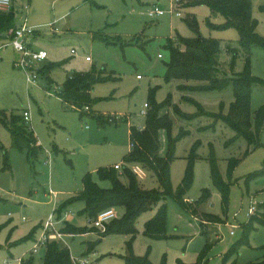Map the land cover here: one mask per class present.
<instances>
[{"label":"rangeland","instance_id":"obj_1","mask_svg":"<svg viewBox=\"0 0 264 264\" xmlns=\"http://www.w3.org/2000/svg\"><path fill=\"white\" fill-rule=\"evenodd\" d=\"M188 3L189 0H181L177 6L172 0H12L17 22L23 23L27 17L29 26L38 31L31 39L32 49L46 51L45 62L56 65L50 75L51 83L39 74L46 65L43 62L36 68V85L29 84L25 71L14 64L20 54L12 47L0 49V122L8 121L11 113L22 115L24 110H29L31 121L27 126L34 131L41 146L37 158L16 149L8 128L0 123V264L5 261L16 264L15 260L23 257V261L33 257L35 264H43L45 249L36 254L30 252L50 215H54L58 230L65 222L88 228L85 234H67L66 243L59 241L70 249L73 259L87 257L88 264H125L130 236L115 232L103 236L105 230L94 229V223L82 213V201L69 205L61 216L54 210L82 190L87 174H92L102 187H109V181L100 180L98 170L124 164L132 147L130 129L145 126L141 111L149 102L150 89L155 87L158 103L170 98L173 107L193 117L183 118L172 108H163L161 114L168 113L172 128L171 132L162 128L159 138L160 154L166 157L170 138L176 140L180 136L171 164L174 191L182 183L199 141L195 151L194 182L186 194L189 206L198 209V213L193 215L173 196H167L164 201L168 207L167 237L152 239L144 232L145 223L158 211L157 204L142 213L136 222L138 233L131 245L134 255L148 257L152 264H193L200 259L206 244H210L203 264H224L228 250L245 234L252 199L259 203L254 215L264 217L261 207L264 203V126L261 146L248 147L244 139L227 146L226 142L235 132L218 115L229 113L234 100L232 87L186 91L179 89V85L196 86L204 82L178 79L167 82L165 79L170 55L166 48L167 38L177 34L195 37L186 23L188 15L198 19L203 37L220 41V77H232L245 67L244 53L240 52L237 57L233 54V49L240 48L238 31L234 28L212 30L207 24L210 8L203 4L187 6ZM155 5L169 13L158 18L149 17L148 9ZM262 6L264 0H252L257 32L264 38ZM26 7H29L28 13ZM172 8L182 15L171 13ZM212 21L219 24L224 18L218 16ZM93 69L106 80L94 85L91 93L94 101L91 107L85 108L88 113L83 114L65 105L57 94L69 75L89 73ZM251 71L264 80V48L261 46L252 47ZM185 95L192 101L186 100ZM263 104L264 85L255 84L252 111ZM98 116H104L107 122L101 123ZM248 148L250 152L244 156ZM212 157L216 158L223 179L232 181L227 210L223 208L211 177ZM233 157L240 162L230 178L228 162ZM145 173L146 177L140 179L144 187L160 189L157 176L147 170ZM250 174L254 176L248 180ZM206 188L212 196L198 207L196 202ZM113 208L116 211L114 219H121L125 209ZM66 211L71 214L67 215ZM201 212L222 220L202 226ZM38 226L33 239L15 245L14 242ZM248 235L249 244L232 253L227 264H247L264 258V226L254 222ZM89 246L93 248L90 252Z\"/></svg>","mask_w":264,"mask_h":264},{"label":"trees","instance_id":"obj_2","mask_svg":"<svg viewBox=\"0 0 264 264\" xmlns=\"http://www.w3.org/2000/svg\"><path fill=\"white\" fill-rule=\"evenodd\" d=\"M207 5L210 10V19L207 20L209 28L212 30H225L234 28L239 34V47L233 49L235 57L240 52L244 53L245 67L240 73L234 74L232 77L219 74L218 56L221 52L220 41L216 38H206L200 34L198 19L195 16H187V25L195 32V37L187 38L180 34L169 37L166 40V48L169 49V61L166 63L167 82L173 79L183 81H200L204 84L192 86L182 83L179 85L181 90H224L228 86L232 87L234 100L231 102L230 111L226 115L220 114L219 118L230 126L235 135L226 142L229 146L240 139H244L248 147H259L261 143V133L264 126V104L261 105L255 112L252 111L251 101L253 86L255 84L264 85V80L254 76L251 71V50L253 46H261L264 48V38L257 32L258 21L253 17L252 0H189L187 6ZM185 5V6H186ZM261 10H264L262 6ZM222 16L223 23H214L213 18ZM17 25L16 13L14 9L0 14V41L9 37L10 31ZM235 58H233V62ZM56 64H46L40 70V76L46 79V82L51 83V73L55 69ZM93 69L89 73L76 72L69 75L63 83L58 96L63 103L75 110H80L81 113L87 114L85 110L91 107L94 101L92 98V90L94 85L99 81L106 80L103 76L95 74ZM156 89L151 88L149 93V109L145 117V126L143 128L131 127L130 138L131 150L124 158L122 170H117L113 167H101L98 170L100 180L109 181V187H102L92 177V174H87L83 179L82 190L74 197L69 198L59 208L56 209L59 216L72 203L77 201L84 202L82 213L88 218L94 219L98 214L108 208L122 207L125 209L124 216L121 219H114L107 223L103 236L115 232L130 236L128 242V254L124 257L125 264H152L148 257L140 258L134 255L131 250L133 239L137 235L136 222L140 215L159 204L157 213L153 218L145 223L144 232L152 239H161L167 237V217L168 207L164 203L167 196H173L175 201L183 206L193 215H197L198 209L191 208L186 200V194L191 189L194 182V161L197 156L195 154L199 141L196 142L191 155V160L188 163L182 183L176 191L171 185V164L174 159L175 145L180 136L174 140L170 138L169 154L163 156L160 154V138L159 131L162 128H167L171 132L172 121L168 113L161 114L165 107L172 108L178 115L183 118H193L192 116L182 113L176 106L173 107L170 98L164 102L156 101ZM184 98L190 99L188 96ZM189 101H192L191 99ZM4 112V111H3ZM6 112H4L5 114ZM101 123H106L107 119L104 116H98ZM12 138L13 146L21 151H27L29 156L37 158L41 146L38 143L34 131L29 128L24 120L23 114L11 113L9 120H1ZM185 134L181 133V136ZM250 152L248 148L244 156ZM239 158H230L228 162V175L231 178L232 173L239 164ZM211 177L214 185L217 187L224 210H227L230 200V191L232 181L226 182L218 168L215 157L210 158ZM140 165L144 170H147L157 176L160 182V189H147L140 182V177L133 171V165ZM264 172V171H263ZM261 173V172H260ZM257 175V173H254ZM253 174L248 176L251 179ZM212 194L209 189H204L196 204L198 207L206 203ZM264 208V203L261 205ZM202 217V226L208 223H220L221 218L210 213H200ZM264 215V213H263ZM258 222L264 226V217L260 215H251L249 222L246 224L244 236L238 240L227 252L224 257V264L230 255L238 250L244 244H249V232L253 229V223ZM40 226L35 227L33 231L26 237L20 239L16 244L31 240L35 237ZM94 229H98L93 227ZM66 234H85L88 228L79 227L71 223L65 222L61 229ZM204 230H202V234ZM90 247V246H89ZM210 244H206L201 253L200 259L193 264H203L205 254L209 249ZM46 255L43 264H73L70 249L62 246L58 240L52 239L47 244ZM93 248H89V252ZM23 264H35L34 258L30 257ZM186 264V263H184ZM247 264H264V258L259 261L249 262Z\"/></svg>","mask_w":264,"mask_h":264},{"label":"built area","instance_id":"obj_3","mask_svg":"<svg viewBox=\"0 0 264 264\" xmlns=\"http://www.w3.org/2000/svg\"><path fill=\"white\" fill-rule=\"evenodd\" d=\"M173 5L176 4L179 5L181 0H172ZM12 8V0H0V14L3 12H8ZM29 7H26V11L28 13ZM171 13L176 14L177 16H181L182 13L177 9L172 8L170 11ZM148 16L151 18H158L164 16L166 13L165 9H162L159 5H155L153 7H150L148 9ZM27 17H25V20L23 23H17L16 27L10 31L9 34V40L11 46L20 54L18 60L15 62V66L17 68H20L25 71L27 75V82L29 84L36 85V81L38 78V73L36 72V68L39 64L43 63L47 59V52L44 50L36 51L33 50L31 47V39L36 33L35 27L29 26V24L26 22ZM87 60L89 61L90 58L87 57ZM140 77V76H139ZM138 77V78H139ZM51 94V93H50ZM58 95V94H57ZM144 110L141 111V114L146 117L147 115V109L149 108V104L145 103ZM23 117L26 123L29 125L31 121V113L29 110H24ZM133 147V144H131ZM114 167L117 170H122L123 165L122 164H115ZM133 171L140 177L144 178L146 177L145 170L140 165H133L132 166ZM258 204L254 199L251 200V205L248 209V215H254L257 211ZM56 212V209L54 210ZM66 214H71L70 211H66ZM116 217V211L115 209L108 208L98 214V216L94 219H90L91 222L94 223V226L97 228H103L106 229V224L111 219H114ZM54 215H50L49 220L44 224L43 228L41 229V232L39 236L34 240L33 247L31 249V254L39 253L41 249H46L47 244L52 239H56L58 241H64L65 242V236L66 233H63L61 230H58L54 223ZM67 245V244H66ZM68 246V245H67ZM73 259V258H72ZM23 258H18L15 260L16 264H23ZM75 260V263L77 264H88L89 259L87 257H83L80 260ZM5 264H10L9 261H5Z\"/></svg>","mask_w":264,"mask_h":264},{"label":"crops","instance_id":"obj_4","mask_svg":"<svg viewBox=\"0 0 264 264\" xmlns=\"http://www.w3.org/2000/svg\"><path fill=\"white\" fill-rule=\"evenodd\" d=\"M14 7H12V9H13ZM17 19V18H16ZM18 23V22H17ZM37 30H36V33L35 34H37ZM31 46H32V40H31ZM8 47H12L13 48V46H11V44H10V40H9V38L7 37V38H5V39H2L1 41H0V49H5V48H8ZM14 49V48H13ZM15 50V49H14ZM18 60V58L14 61V64H15V62ZM45 62V61H44ZM45 64H48V63H46L45 62ZM139 77V76H138ZM5 111V110H4ZM23 114V113H22ZM9 242H11V241H7V243H9Z\"/></svg>","mask_w":264,"mask_h":264}]
</instances>
